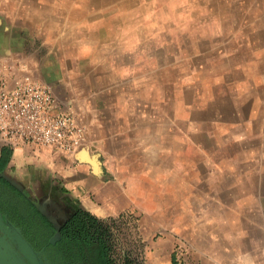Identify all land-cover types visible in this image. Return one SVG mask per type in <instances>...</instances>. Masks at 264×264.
Here are the masks:
<instances>
[{
	"label": "rangeland",
	"instance_id": "374dc122",
	"mask_svg": "<svg viewBox=\"0 0 264 264\" xmlns=\"http://www.w3.org/2000/svg\"><path fill=\"white\" fill-rule=\"evenodd\" d=\"M169 2L0 0V66L49 86L85 127L89 152L125 153L120 164L104 161L119 193L134 198L131 214L102 218L112 264H144L145 202L168 212L202 207L212 192L264 200V0H190L186 31L166 18L187 6L173 13ZM41 163L11 174L63 171ZM37 187L36 195L49 190ZM30 219L48 264H102L96 245L58 244L63 218L48 217L51 229Z\"/></svg>",
	"mask_w": 264,
	"mask_h": 264
},
{
	"label": "crops",
	"instance_id": "0c3cea01",
	"mask_svg": "<svg viewBox=\"0 0 264 264\" xmlns=\"http://www.w3.org/2000/svg\"><path fill=\"white\" fill-rule=\"evenodd\" d=\"M5 151L10 154L4 167L0 166V189L2 183L11 185L47 218L53 215L55 220L60 217L65 221L76 209L88 211L100 219L132 213L133 196L119 193L114 182L117 173L114 175L112 169L107 173L104 162L108 156L110 162L113 158L122 163L126 158L121 149L107 154L100 150L96 153L97 164L87 158L84 150L67 155L32 144L9 147L0 143V160ZM37 161L45 168L52 167V172L59 171L61 163L60 177L53 178L50 170L42 173L28 167L18 175L11 174L16 165ZM105 173H111L114 178L106 179ZM45 183L49 184L48 192L36 195L37 186ZM233 194L228 191L220 197L219 193L212 192L202 207L196 208L185 202L168 212L161 201L153 206L145 202L138 207L141 213L139 226L145 230L144 264H242L245 258L254 264H264V200L261 193L254 194L253 198L241 192L239 196ZM51 207H58L60 211L48 212ZM7 209L0 200V210ZM156 232L159 235L154 237ZM239 232L244 233L239 240L226 239V234L235 237Z\"/></svg>",
	"mask_w": 264,
	"mask_h": 264
},
{
	"label": "built area",
	"instance_id": "2783aa9c",
	"mask_svg": "<svg viewBox=\"0 0 264 264\" xmlns=\"http://www.w3.org/2000/svg\"><path fill=\"white\" fill-rule=\"evenodd\" d=\"M24 68L0 66V143L32 144L73 155L86 144V131L71 111L61 110L49 86Z\"/></svg>",
	"mask_w": 264,
	"mask_h": 264
},
{
	"label": "trees",
	"instance_id": "16d2710c",
	"mask_svg": "<svg viewBox=\"0 0 264 264\" xmlns=\"http://www.w3.org/2000/svg\"><path fill=\"white\" fill-rule=\"evenodd\" d=\"M9 152H3L0 163L1 167H4L5 163L7 162V157L9 156ZM12 188L11 185H8ZM14 191L15 188H12ZM17 194H20L17 191ZM33 211L34 217H37L40 221L43 222L45 227L50 228L53 227L52 223L49 219L40 212L36 207H31ZM7 214L8 218L18 227L21 228L25 237L34 242V238L31 237L29 234L30 225L24 221L21 216H18L15 212L7 209L4 211ZM30 222L32 220L30 219ZM57 231L60 234V243L59 245H72V246H86L89 247L91 245H96L100 260L102 264H112V259L110 256V234L109 228L104 224L103 220L94 216L88 211H84L82 209H76L73 211L69 217L63 221ZM122 264H139L138 261L133 258H125Z\"/></svg>",
	"mask_w": 264,
	"mask_h": 264
},
{
	"label": "water",
	"instance_id": "95a60500",
	"mask_svg": "<svg viewBox=\"0 0 264 264\" xmlns=\"http://www.w3.org/2000/svg\"><path fill=\"white\" fill-rule=\"evenodd\" d=\"M87 158L97 164L96 153H89L87 146L80 147ZM0 264H46L40 252L25 237L20 227L15 225L6 214L0 210Z\"/></svg>",
	"mask_w": 264,
	"mask_h": 264
},
{
	"label": "flooded vegetation",
	"instance_id": "af4514ba",
	"mask_svg": "<svg viewBox=\"0 0 264 264\" xmlns=\"http://www.w3.org/2000/svg\"><path fill=\"white\" fill-rule=\"evenodd\" d=\"M0 200L3 201V204L7 205L9 210L15 212L18 216H21V218L24 221H26L28 226L30 225V223H31L30 222V215L31 214L33 215V211L31 209L32 205L26 198L23 197V195L21 193L17 194V191H14L12 188H10V186L2 183V186L0 189ZM3 213H4V211H3ZM4 214H6V213H4ZM35 232H37V231L35 229H33L34 234H35ZM41 242H42V240L39 239V240H34V242H31V243L34 246V248L40 252V255H41L42 259L45 261V263L48 264V262L45 260L44 254H43L44 247L39 248L40 247L39 243L41 244Z\"/></svg>",
	"mask_w": 264,
	"mask_h": 264
},
{
	"label": "clouds",
	"instance_id": "9594fccd",
	"mask_svg": "<svg viewBox=\"0 0 264 264\" xmlns=\"http://www.w3.org/2000/svg\"><path fill=\"white\" fill-rule=\"evenodd\" d=\"M168 6L173 13L176 12L177 8H185L187 6V11H182L176 15H173V16L166 18V19H172L173 23L176 25L177 29L186 31L188 23L192 19L191 12L193 11V9L191 7L190 0H170ZM181 22H183V23H181ZM152 27H156V25H152ZM161 31H163V29H161ZM157 35H159V33H157ZM193 76H195V73H193ZM193 76L186 77L184 79L183 83H185V84L193 83L194 82ZM216 82L219 83L220 81L217 80ZM235 139L236 140H242V139H244V137L243 136H237V137H235ZM243 235H244L243 232L237 233V235L235 237H233L230 234H226V239H228L230 241L233 239L239 240ZM242 264H254V262L251 259L245 258L242 261Z\"/></svg>",
	"mask_w": 264,
	"mask_h": 264
}]
</instances>
